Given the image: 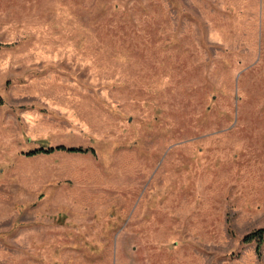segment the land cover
Segmentation results:
<instances>
[{
	"label": "rangeland",
	"instance_id": "rangeland-1",
	"mask_svg": "<svg viewBox=\"0 0 264 264\" xmlns=\"http://www.w3.org/2000/svg\"><path fill=\"white\" fill-rule=\"evenodd\" d=\"M263 226L264 0H0V264H264Z\"/></svg>",
	"mask_w": 264,
	"mask_h": 264
},
{
	"label": "trees",
	"instance_id": "trees-1",
	"mask_svg": "<svg viewBox=\"0 0 264 264\" xmlns=\"http://www.w3.org/2000/svg\"><path fill=\"white\" fill-rule=\"evenodd\" d=\"M56 150H63V151H68V152H82V153H87L91 152L95 154V149L93 147H76V146H71V147H66L64 144L57 145V146H50L48 148H36L33 150L28 151L26 154L29 156H34L39 153H52ZM244 242L250 243V242H256L257 244V251L258 253L261 252V247L264 244V226L260 228H256L249 233H247L244 236Z\"/></svg>",
	"mask_w": 264,
	"mask_h": 264
}]
</instances>
